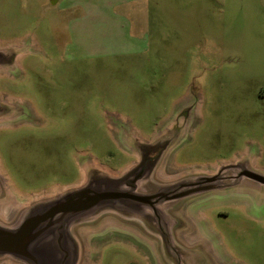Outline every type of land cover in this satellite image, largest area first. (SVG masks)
Listing matches in <instances>:
<instances>
[{"label":"rangeland","instance_id":"1","mask_svg":"<svg viewBox=\"0 0 264 264\" xmlns=\"http://www.w3.org/2000/svg\"><path fill=\"white\" fill-rule=\"evenodd\" d=\"M9 49L3 225L90 169L121 175L138 141L161 143V182L239 163L264 174V0H0ZM183 204L185 264H264V187ZM104 221L81 227V264H175L144 224Z\"/></svg>","mask_w":264,"mask_h":264},{"label":"water","instance_id":"2","mask_svg":"<svg viewBox=\"0 0 264 264\" xmlns=\"http://www.w3.org/2000/svg\"><path fill=\"white\" fill-rule=\"evenodd\" d=\"M16 55L12 49L0 51V66L13 65ZM2 105L0 119L8 112ZM160 147L161 143L138 141L133 146L138 159L121 175L90 169L82 185L29 204L13 226L0 223V259L20 264H81V227L114 219L125 225L144 224L146 234L161 241L172 262L185 264L176 205L197 195L264 187V174L241 163L223 165L212 174L161 182L156 176L165 154ZM4 190L0 180V196ZM166 264H171L168 259Z\"/></svg>","mask_w":264,"mask_h":264},{"label":"crops","instance_id":"3","mask_svg":"<svg viewBox=\"0 0 264 264\" xmlns=\"http://www.w3.org/2000/svg\"><path fill=\"white\" fill-rule=\"evenodd\" d=\"M53 4L56 5L57 4V1H54Z\"/></svg>","mask_w":264,"mask_h":264}]
</instances>
